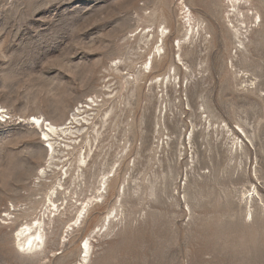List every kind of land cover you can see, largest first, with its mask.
Returning <instances> with one entry per match:
<instances>
[{
  "label": "rangeland",
  "instance_id": "obj_1",
  "mask_svg": "<svg viewBox=\"0 0 264 264\" xmlns=\"http://www.w3.org/2000/svg\"><path fill=\"white\" fill-rule=\"evenodd\" d=\"M239 11L0 0V264H80L87 238L84 264H264V0ZM38 115L74 123L52 157L20 123ZM49 198L65 209L53 222ZM43 218L46 253L16 251V230Z\"/></svg>",
  "mask_w": 264,
  "mask_h": 264
},
{
  "label": "bare ground",
  "instance_id": "obj_2",
  "mask_svg": "<svg viewBox=\"0 0 264 264\" xmlns=\"http://www.w3.org/2000/svg\"><path fill=\"white\" fill-rule=\"evenodd\" d=\"M228 1L230 2L233 11H235L237 14H239V12H240L239 6H240L241 2L244 0H228ZM187 13H188V16H187L188 29H187V31L189 32V41H191L196 36V34H198V29L195 32L194 18H193L192 12L189 9H187ZM185 20H186V18H185ZM164 32H166V31H164ZM136 35H139L138 38L140 36H142L141 39L139 38L140 40L145 39L147 41L149 39V35H142L141 33L136 34ZM161 37L166 39L163 32H161ZM186 38H188V37H186ZM160 43L162 45L163 40H161ZM176 46L179 48V45L176 44ZM155 49H156V52L158 53V56H160L159 52L161 50V46H159ZM149 65H150V69H151L152 60H149V62H145V64H144L145 69H147V66H149ZM169 82H167V83H169ZM92 103H93V105H92L93 107H97V105L94 104L93 101H92ZM90 111H92V109H90ZM77 112H78V114L73 115L74 120H76V117L80 116V114H79L80 111L78 110ZM83 113H85V112H83ZM20 121H21L20 123L26 122L28 125L30 124L34 129L36 128L35 126L38 127V129L41 131L39 139H41V138L47 139V145L50 148V150H48L44 146L43 147L46 150V156H50V157H52L53 153L55 152V150L53 148V144L56 143V138L67 139L66 133L69 131L70 127L72 125H74V123H70V124H68V126H66V124L58 126V125H55L54 123H51L50 121L45 120L42 116H39V115L38 116H30L27 119H20ZM79 124H81V123H79ZM78 125H76V126H78ZM83 125L84 124L82 123L80 126L82 127ZM231 136H233V134ZM49 138H51V139H49ZM68 138H71V137H68ZM237 148L238 147L236 145L235 150H237ZM49 152H51L50 155H49ZM76 165H78V168H86L87 163L85 161V157H83L82 159H78L76 161ZM63 175L65 176V180H66L68 178L67 177V171H65ZM71 180H72V178L70 179V181ZM72 183H74V182L72 181ZM105 183H106L105 178H103L101 181V187L99 188V190H101L105 186ZM59 188H61L63 191H65V189H63L62 185H59ZM101 196L102 195H100L98 198H101ZM51 198H49V200H48V202L50 204L49 207L47 208V210L49 211V215L46 218L48 222L51 221L50 216H53V220H52V222H53L56 216L61 217V216H63V214L65 212V209H64V212H59V207L56 206V201H52ZM250 199H251V202H253V198H251V196H250ZM248 200H249V198H248ZM88 205H89V203L84 204V205L81 204V207L76 211L77 217H75L73 219V221L75 222L74 223L75 226L79 227L84 222V219H85L84 217L88 213V210H87ZM50 208H52V210H50ZM250 216H251V214H250ZM106 222L108 223L107 227H109L111 224L110 219H107ZM9 224H11V222L7 223V225H9ZM46 225L47 224H46V221L44 218L34 220L30 223H25L24 225H22L21 229L16 230L15 235L13 234L14 235L13 236V246H14L15 250L19 251L20 253L25 254V255L26 254L27 255H34V254H37V255L43 254L44 255L46 253V250L48 249L47 248V233L45 230ZM83 241L84 240H82V242ZM58 243L60 244V242H58ZM92 250H93V244L87 238V240L84 242L83 246H81V245L79 246L80 258H81V255L83 254V256L81 258L82 260L80 261V264L90 262ZM49 252H54V251H49Z\"/></svg>",
  "mask_w": 264,
  "mask_h": 264
}]
</instances>
